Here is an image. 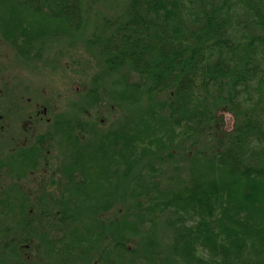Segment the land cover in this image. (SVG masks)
<instances>
[{
    "label": "trees",
    "instance_id": "16d2710c",
    "mask_svg": "<svg viewBox=\"0 0 264 264\" xmlns=\"http://www.w3.org/2000/svg\"><path fill=\"white\" fill-rule=\"evenodd\" d=\"M234 1L126 0L96 22L92 83L66 110L41 100L0 158V264H264V36ZM96 2L0 0V43L37 62Z\"/></svg>",
    "mask_w": 264,
    "mask_h": 264
},
{
    "label": "rangeland",
    "instance_id": "374dc122",
    "mask_svg": "<svg viewBox=\"0 0 264 264\" xmlns=\"http://www.w3.org/2000/svg\"><path fill=\"white\" fill-rule=\"evenodd\" d=\"M125 1L97 0L89 9L87 22L83 32L78 35L77 40L71 41L70 38L57 39V42L48 47L47 52L37 62L24 63L19 60V63L16 55L14 56L13 52L5 44L2 45L0 43L1 159L13 148L12 146L19 145V143L29 138V134L34 129L33 127L38 124L31 116L46 115L42 114L39 109L41 100L47 99L44 102V106L48 104L50 110H53V108L66 110L65 106L69 105L71 99H76L77 96L80 97L84 93L81 91V88L85 86L84 84L90 85L92 83L91 77L97 70L92 65H97L100 60L96 57L94 49L83 48L85 47L83 37L90 35V32L95 28L96 22L98 23L103 16H115L123 12L125 5L123 2ZM230 1L235 2L234 0ZM252 6L255 8L254 10ZM237 8L239 10L236 18L241 20L239 27L246 31V35L254 34L258 40L263 37L264 0H249L247 7L241 0L237 2ZM240 35L243 34L241 33ZM17 92L16 96L15 93ZM231 119L232 116L226 113L224 127L228 130L232 128ZM45 128L46 125L44 124L42 129ZM63 152L64 150L62 151V149L54 145V149L47 155V162L45 157L41 161L39 166V170H41L40 178L44 177L45 174L49 183L54 177V175L51 176L49 174L52 173L57 161L59 162V159L62 158ZM3 172L5 174L7 171ZM38 174L23 182L26 183V185L23 184V187L27 189L28 196L31 199L33 196L35 198V194L38 193L35 187H31L39 179ZM10 180L12 179L9 178ZM45 190L51 193L52 197L57 195L54 184L53 186L48 184ZM47 203L51 206L53 204L49 197ZM96 257L91 260L92 264H95Z\"/></svg>",
    "mask_w": 264,
    "mask_h": 264
},
{
    "label": "flooded vegetation",
    "instance_id": "af4514ba",
    "mask_svg": "<svg viewBox=\"0 0 264 264\" xmlns=\"http://www.w3.org/2000/svg\"><path fill=\"white\" fill-rule=\"evenodd\" d=\"M15 94H16V96H17L18 92H17V93H15ZM8 101H9V100H8ZM16 101H17V100H16ZM10 102L12 103V101H10ZM11 149H12V148H11ZM11 149H10V150H11ZM10 150H9V151H10ZM6 154H7V153H6Z\"/></svg>",
    "mask_w": 264,
    "mask_h": 264
}]
</instances>
